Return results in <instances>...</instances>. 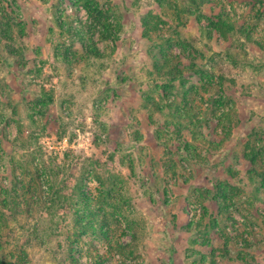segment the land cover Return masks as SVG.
<instances>
[{"label": "rangeland", "instance_id": "rangeland-1", "mask_svg": "<svg viewBox=\"0 0 264 264\" xmlns=\"http://www.w3.org/2000/svg\"><path fill=\"white\" fill-rule=\"evenodd\" d=\"M0 25V264H264V0H0ZM160 50L192 65L180 139Z\"/></svg>", "mask_w": 264, "mask_h": 264}, {"label": "trees", "instance_id": "trees-1", "mask_svg": "<svg viewBox=\"0 0 264 264\" xmlns=\"http://www.w3.org/2000/svg\"><path fill=\"white\" fill-rule=\"evenodd\" d=\"M89 10L92 11V9ZM102 15V11H98L97 12V18H99ZM218 26L223 28V29H227L229 28L230 31L234 30L235 32H237L238 30L235 29V27L233 25H229L228 24V20L226 18L220 17L218 16ZM146 22L144 20L145 26H146ZM103 26V30H105V37L106 38H112L114 41H116V36L113 34V24L108 21V19L101 24ZM1 26V25H0ZM62 28V27H61ZM63 30V28H62ZM64 31V30H63ZM66 32H71V30L69 29ZM80 37V42L83 48V57H94L97 59H101L104 57V53L98 49V47L96 46L95 42H93L92 39L89 40V44L85 42L84 37L82 35L79 36ZM57 57L62 58V60H64L66 62L67 65H70V61H68V55L66 53H59L57 52ZM187 57V56H186ZM184 54L183 55H177L174 56L168 52H163L162 50L159 51V53L156 55H154V67H155V71H156V75L161 76L162 78H165L164 75H167L170 79L168 81H166V83L162 84V85H157L156 89H158V87L161 88V90L163 91V94L160 95V101H155L154 97H151V102H150V97L149 95L144 94L143 97L145 100L148 101L149 104H152V111H159L161 113V115H168V113H166V109L169 110V113L172 115L173 118L177 119V122L175 123V135L177 138H181L182 136V119L186 118L185 121H189V124L192 126L194 125L196 119H197V115L194 112V105H193V101L191 99L192 96V89L190 88V86H187V81L188 79H184V72L186 69L192 68L191 66H187L184 63V59H187ZM157 61V63L155 62ZM194 62V61H193ZM195 64V63H193ZM179 80L178 85H174L172 84L173 81ZM178 88V89H177ZM170 92H173V99H171V96H169ZM162 98V100H161ZM180 99V100H179ZM163 102V105H160V103ZM215 111V109H214ZM196 118V119H195ZM200 120L197 119V122H199ZM194 128V126H193ZM169 132V131H168ZM195 134L193 132V138L196 139ZM228 134V133H227ZM160 135H158V138ZM222 142V141H221ZM260 143V141H259ZM179 151L182 152H186V155H179L180 158H182L181 160L188 162L191 161H196L197 163H199V160L197 159V157L199 158L200 156L197 153V149L196 148H192V145L189 142H182L181 140H179ZM220 146V145H219ZM257 146V145H256ZM254 146V152L252 154V156L250 157H246L247 162L249 163V168L247 169V173L248 176L250 178V180L254 181V178H256V176H259V173L263 176V178L259 179L256 178V186L258 188H264V172H258V166L260 165V160H258V157L261 155V146ZM216 148H219L216 146ZM202 160V159H201ZM189 165V163H188ZM264 169V166H263ZM228 172L231 174L232 170L229 169ZM42 178V176L40 177ZM226 183V182H225ZM230 187H233L230 183H229ZM216 188V195H219L224 202H230L231 199L228 196V192L226 189H224L223 187H221V183H217L215 185ZM256 188V190L258 189ZM17 192V191H16ZM256 192V191H253ZM26 203H28V200L26 201ZM93 230L96 231V228L93 227ZM101 236L103 238H105L107 240V243L109 244L110 248L113 247V243L109 240L108 237L104 236L101 233ZM194 244V242H192ZM117 246H119V244H117ZM127 247L126 245L123 246V248ZM79 259L78 258H73V264H81L79 263ZM100 262V263H99ZM98 264H101L102 262L99 260ZM104 264V263H103Z\"/></svg>", "mask_w": 264, "mask_h": 264}, {"label": "crops", "instance_id": "crops-1", "mask_svg": "<svg viewBox=\"0 0 264 264\" xmlns=\"http://www.w3.org/2000/svg\"><path fill=\"white\" fill-rule=\"evenodd\" d=\"M58 58H60V57H58Z\"/></svg>", "mask_w": 264, "mask_h": 264}]
</instances>
